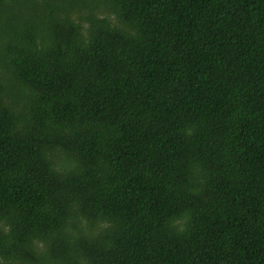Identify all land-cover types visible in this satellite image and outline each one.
Masks as SVG:
<instances>
[{
    "label": "trees",
    "instance_id": "16d2710c",
    "mask_svg": "<svg viewBox=\"0 0 264 264\" xmlns=\"http://www.w3.org/2000/svg\"><path fill=\"white\" fill-rule=\"evenodd\" d=\"M0 264H264V0H0Z\"/></svg>",
    "mask_w": 264,
    "mask_h": 264
}]
</instances>
